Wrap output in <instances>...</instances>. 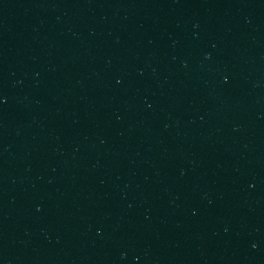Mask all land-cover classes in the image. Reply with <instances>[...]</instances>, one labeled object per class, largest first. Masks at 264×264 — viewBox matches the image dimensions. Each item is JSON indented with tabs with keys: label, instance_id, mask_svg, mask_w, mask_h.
I'll use <instances>...</instances> for the list:
<instances>
[{
	"label": "water",
	"instance_id": "water-1",
	"mask_svg": "<svg viewBox=\"0 0 264 264\" xmlns=\"http://www.w3.org/2000/svg\"><path fill=\"white\" fill-rule=\"evenodd\" d=\"M0 264H264V0H92L8 78Z\"/></svg>",
	"mask_w": 264,
	"mask_h": 264
}]
</instances>
